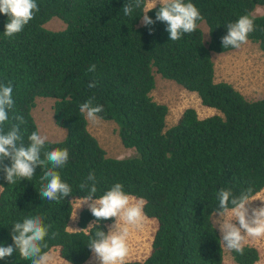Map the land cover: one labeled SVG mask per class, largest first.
<instances>
[{"label": "trees", "instance_id": "obj_1", "mask_svg": "<svg viewBox=\"0 0 264 264\" xmlns=\"http://www.w3.org/2000/svg\"><path fill=\"white\" fill-rule=\"evenodd\" d=\"M126 2L36 0L39 11L12 38L4 35L7 17L0 14V85L10 84L14 99L4 131L22 115L20 131L27 144L28 136L37 131L31 114L35 99H55L53 117L66 135L47 141L45 150H69L68 162L58 171L72 188L65 200H43L42 166L31 181L18 179L14 184H7L0 173V246L12 245L15 222L40 215L51 226L44 251L57 249L70 264L86 262L94 233L108 232L114 221L89 227L95 218L85 208L79 213L78 229H68L73 201L88 194L79 186L94 171L97 197L121 183L127 194L145 201V216L157 222L150 253L124 264H224L220 235L211 220L218 207L216 194L223 188L238 196L252 188L254 196L264 189V98L248 99L229 82H217L211 54L236 49L223 48L221 38L227 34L225 25L246 14L254 18L255 27L248 41L264 52V13L254 14L264 0H185L198 8L203 20L177 41L169 39L163 22L157 21L151 34L140 24L147 0L131 15L123 12ZM158 8L159 4L147 15L155 20ZM52 17L62 20L64 29L45 28ZM201 22L207 26V42ZM93 64L96 70L89 72ZM155 74L196 93L203 106L218 113L200 118L193 108H186L166 128L168 108L151 96ZM92 81L95 88L88 86ZM93 97L95 104L103 105L98 115L116 124L122 145L133 148L134 156H107L89 132L80 105ZM231 254L237 264L259 259L257 248L249 245L243 255ZM0 264L31 261L16 252Z\"/></svg>", "mask_w": 264, "mask_h": 264}, {"label": "clouds", "instance_id": "obj_2", "mask_svg": "<svg viewBox=\"0 0 264 264\" xmlns=\"http://www.w3.org/2000/svg\"><path fill=\"white\" fill-rule=\"evenodd\" d=\"M157 3L159 8L153 20L147 13ZM142 4L143 0H127L122 9L125 15H131L134 8H141ZM38 11L36 0H0V14L7 17L4 35L12 38L20 33ZM141 16V22L149 28V34L157 21L165 23V30L169 33L171 41L179 40L185 33L194 32L198 27L197 21L203 20L198 8L185 0H155L153 7L145 10ZM225 27L227 34L221 38L223 48H239L248 42L249 34L255 30L254 18L247 14L242 15ZM95 70V64L88 68L89 72ZM88 86L95 88L96 81L90 82ZM12 94L13 88L10 84L0 85V173L3 174V179L7 184H14L18 179L31 181L37 166H42L41 180L46 183L39 190L41 198L56 202L65 200L71 196L72 188L62 180L58 169L64 168L68 162L69 150H45L48 137L41 135L39 131H33L25 144L20 131L21 125L25 123L22 115H16L14 119L17 123L4 131L3 125L9 120V112L14 108ZM103 110V105L94 103V97L80 105V112L92 123L101 119L98 114ZM97 183L95 172H90L85 182L79 186L88 193L79 207L86 204L95 218L89 227L112 218L115 222L108 232L96 231L87 247L99 264H124L129 253V226H142L145 220V201L127 194L121 183H115L103 195L97 197ZM252 191V188H248L237 196L230 189L222 188L216 194L218 207L214 210V217H217L214 219V226H218L220 241L225 249L241 255L249 239L264 237V203L252 207ZM229 211L232 213L230 217ZM50 227L40 215L15 222L10 232L13 243L6 247L0 246V259L18 252L23 259L31 261V264H49L51 257L44 249L47 247L45 240L49 236ZM55 235L52 233L53 237Z\"/></svg>", "mask_w": 264, "mask_h": 264}, {"label": "rangeland", "instance_id": "obj_3", "mask_svg": "<svg viewBox=\"0 0 264 264\" xmlns=\"http://www.w3.org/2000/svg\"><path fill=\"white\" fill-rule=\"evenodd\" d=\"M154 3L155 0H147L145 10L153 7ZM263 13L264 6H258L254 11L255 15ZM141 21L140 24H142ZM44 27L57 31L64 29L65 23L57 17H52L44 24ZM200 28L207 42L209 36L204 22L200 23ZM211 55L214 62L215 80L217 82H229L248 99L264 98V52L260 50L256 43L248 41L232 51L225 53L212 52ZM151 96L156 102L162 103L168 108L165 121L166 128L174 125L186 108H193L200 118L218 113L213 108L203 106L196 93L190 92L174 81L164 79L158 74H155V87L151 91ZM54 103L55 99L53 98L37 97L35 105L31 109L37 131L41 135H46L48 137L47 141L51 142L62 140L66 135V130L55 123L53 117ZM87 127L89 132L105 150L107 156L126 158L135 155L136 152L133 148H126L122 145L117 133V126L113 121L100 119L98 122L92 123L87 120ZM252 199H254L251 202L252 207H257L264 203V201H261L264 200V189L252 196ZM82 202L83 199H75L73 201V212L68 223V229L71 231L78 229L77 221L80 211L85 208L88 209L86 204L79 207ZM231 215L232 213L229 211L228 216L230 217ZM215 218L217 217H214L213 213L211 216L213 225ZM114 222L115 220L109 225V229ZM156 227L157 222L146 216L142 226H129L127 240L129 253L125 261L142 260L150 253ZM215 227L219 232L218 226ZM245 245L253 246L259 252V259L254 264H264V237L254 240L249 239ZM222 248L224 264H237L233 259L231 251L225 249L223 244ZM48 253L51 257L49 264H70L59 256L57 249H52ZM83 264H99V262L93 259L92 253L90 258Z\"/></svg>", "mask_w": 264, "mask_h": 264}]
</instances>
